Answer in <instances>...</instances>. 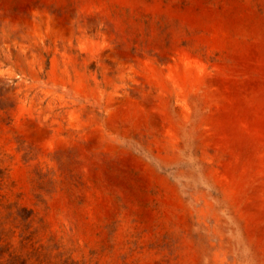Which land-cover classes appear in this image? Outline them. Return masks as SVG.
Segmentation results:
<instances>
[{
    "label": "rangeland",
    "instance_id": "1",
    "mask_svg": "<svg viewBox=\"0 0 264 264\" xmlns=\"http://www.w3.org/2000/svg\"><path fill=\"white\" fill-rule=\"evenodd\" d=\"M0 264H264V0H0Z\"/></svg>",
    "mask_w": 264,
    "mask_h": 264
}]
</instances>
